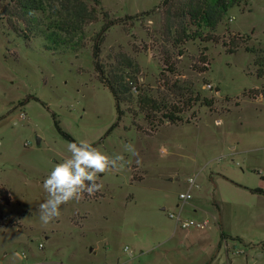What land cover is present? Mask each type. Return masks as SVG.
Listing matches in <instances>:
<instances>
[{
	"label": "rangeland",
	"instance_id": "374dc122",
	"mask_svg": "<svg viewBox=\"0 0 264 264\" xmlns=\"http://www.w3.org/2000/svg\"><path fill=\"white\" fill-rule=\"evenodd\" d=\"M163 1L101 0L107 19L63 49L18 36L0 10V264H264V0L231 7L218 43L180 45ZM110 21L99 60L120 120L93 58ZM56 121L124 166L45 225L43 182L70 156ZM172 214L208 223L183 230Z\"/></svg>",
	"mask_w": 264,
	"mask_h": 264
},
{
	"label": "trees",
	"instance_id": "16d2710c",
	"mask_svg": "<svg viewBox=\"0 0 264 264\" xmlns=\"http://www.w3.org/2000/svg\"><path fill=\"white\" fill-rule=\"evenodd\" d=\"M242 1L164 0L162 7L158 8V10L167 7V19L173 20L175 25L180 28L175 31L176 38H174V41L177 45L181 43L188 44L195 40L218 43V39L214 37L217 27L224 20L228 10L231 7L239 6ZM1 2H5V0H0V10L6 17L9 27L18 36L39 37L51 44L58 45L61 49L68 45L83 43L85 27L97 22L100 15L105 16L102 19H107L108 17V13L102 9L101 0H8L6 5H2ZM172 8H174V11ZM153 13L154 11L144 12L141 14L142 16H136L135 18L129 16L127 19L133 20L143 16L151 17ZM113 24H115V21L106 22L96 35L93 46V58L95 70L99 73L101 83L111 90L116 99L118 120H120L123 114L119 105L121 98L109 75L104 72L99 60L100 45L104 40L105 33L109 30V26ZM176 120L180 121L179 119ZM171 121L173 120H168L169 123ZM55 125L66 139L70 142H76L69 134L62 131L57 121ZM135 178L136 176H134ZM254 191L264 194L261 189ZM0 197L5 203H9V193L2 187H0ZM8 223L11 225L17 224L10 221ZM221 235L222 239L231 238L240 243L243 242L240 237H228L224 233Z\"/></svg>",
	"mask_w": 264,
	"mask_h": 264
},
{
	"label": "clouds",
	"instance_id": "9594fccd",
	"mask_svg": "<svg viewBox=\"0 0 264 264\" xmlns=\"http://www.w3.org/2000/svg\"><path fill=\"white\" fill-rule=\"evenodd\" d=\"M124 148L138 155L134 145L125 144ZM67 151L69 158L57 163L43 182L48 198L40 205V219L45 225L60 216L61 205L79 201L85 192L93 195L100 191L103 184L97 180L101 174L113 169L118 171L124 166L122 155L110 156L83 139L67 143ZM124 251L130 253L127 248ZM13 257L17 261L25 258L20 251L14 252Z\"/></svg>",
	"mask_w": 264,
	"mask_h": 264
},
{
	"label": "built area",
	"instance_id": "2783aa9c",
	"mask_svg": "<svg viewBox=\"0 0 264 264\" xmlns=\"http://www.w3.org/2000/svg\"><path fill=\"white\" fill-rule=\"evenodd\" d=\"M208 86L210 87V85H208ZM220 122H221V120H218V121H216V124H220ZM188 184H189V189L185 193H180V195H179V198L183 203H186L190 199H192V194H191L190 188L192 186H195V187L198 186L194 178H189ZM170 217L175 219L177 227H180L183 230L200 229L206 225V222H197V221H193V220H183L180 216L175 217L173 214ZM40 247L42 248V245H40ZM24 257L26 258L25 255H24Z\"/></svg>",
	"mask_w": 264,
	"mask_h": 264
},
{
	"label": "crops",
	"instance_id": "0c3cea01",
	"mask_svg": "<svg viewBox=\"0 0 264 264\" xmlns=\"http://www.w3.org/2000/svg\"><path fill=\"white\" fill-rule=\"evenodd\" d=\"M9 196H10V194H9ZM10 199H11V196H10ZM206 222V225H207V221H205ZM0 224H2V223H0ZM206 225L203 227V228H200L201 230H205L204 228L206 227ZM4 226V225H3ZM4 228H6V226H4ZM190 230V229H189ZM188 233L189 232H187L186 234H185V237H187V235H188Z\"/></svg>",
	"mask_w": 264,
	"mask_h": 264
}]
</instances>
